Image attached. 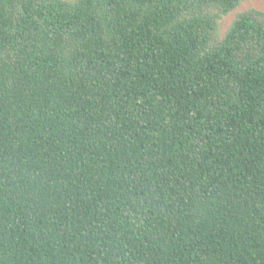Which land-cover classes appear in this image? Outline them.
Masks as SVG:
<instances>
[{"label": "trees", "instance_id": "obj_1", "mask_svg": "<svg viewBox=\"0 0 264 264\" xmlns=\"http://www.w3.org/2000/svg\"><path fill=\"white\" fill-rule=\"evenodd\" d=\"M248 1L0 0V264H264Z\"/></svg>", "mask_w": 264, "mask_h": 264}, {"label": "rangeland", "instance_id": "obj_2", "mask_svg": "<svg viewBox=\"0 0 264 264\" xmlns=\"http://www.w3.org/2000/svg\"><path fill=\"white\" fill-rule=\"evenodd\" d=\"M249 8H255L259 11L264 12V0H249L246 3H243L234 13L224 18V20L222 21V30H225L227 26L233 21L236 13L245 11Z\"/></svg>", "mask_w": 264, "mask_h": 264}]
</instances>
